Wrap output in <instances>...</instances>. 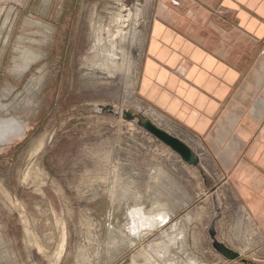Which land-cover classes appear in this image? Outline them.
<instances>
[{
    "label": "rangeland",
    "instance_id": "obj_1",
    "mask_svg": "<svg viewBox=\"0 0 264 264\" xmlns=\"http://www.w3.org/2000/svg\"><path fill=\"white\" fill-rule=\"evenodd\" d=\"M159 4L0 0V104L8 107L0 106V127L6 120L15 126L0 138V264H121L129 229L144 233L152 207L146 203L174 179L203 212L197 228L213 256L229 260L214 247L224 243L217 228L225 215L222 202L213 207L208 200L216 198L215 181L124 117L127 109L156 123L158 117L160 126L192 141L145 99L141 85ZM24 53L33 61L17 69L27 63ZM249 232L238 233L241 244ZM142 252L133 264L145 262ZM259 255L256 263L238 259L264 264Z\"/></svg>",
    "mask_w": 264,
    "mask_h": 264
},
{
    "label": "crops",
    "instance_id": "obj_2",
    "mask_svg": "<svg viewBox=\"0 0 264 264\" xmlns=\"http://www.w3.org/2000/svg\"><path fill=\"white\" fill-rule=\"evenodd\" d=\"M158 15L141 80L144 97L182 126L192 141L181 138L202 162L210 161L203 167L211 184L215 181L217 193L208 200L213 207L215 202L223 203L222 220L226 219L217 228L220 241L239 252L240 258H260L264 252V0H160ZM173 182L162 186L166 192L159 199L165 203L166 210L160 209L168 215L167 223L146 229L140 239L129 238V253L120 263L133 264L132 257L146 250L152 257L144 264H244L213 256L203 238L208 235L197 228L203 212L195 209L194 201H186L183 181L180 186L178 180ZM244 223L247 230L250 227L247 244L237 238L247 233Z\"/></svg>",
    "mask_w": 264,
    "mask_h": 264
},
{
    "label": "water",
    "instance_id": "obj_3",
    "mask_svg": "<svg viewBox=\"0 0 264 264\" xmlns=\"http://www.w3.org/2000/svg\"><path fill=\"white\" fill-rule=\"evenodd\" d=\"M109 107H103V109H108ZM114 112V110H112ZM124 117L128 120L136 121L138 125L143 127L147 133L155 136L158 140L163 142L165 145L170 147L178 156L181 158L182 161L185 163L199 168L202 167V157L200 154H198L194 148L187 143L184 139H182L180 136H177L167 129L160 126L158 123H156L151 118H140L138 115H135L130 110L124 111ZM130 234L135 237H140V232L137 231V229H129ZM214 247L217 251H219L223 256H225L229 260H237L240 258V253L235 251L234 249L228 247L224 243H214ZM247 259H243V262H247Z\"/></svg>",
    "mask_w": 264,
    "mask_h": 264
},
{
    "label": "bare ground",
    "instance_id": "obj_4",
    "mask_svg": "<svg viewBox=\"0 0 264 264\" xmlns=\"http://www.w3.org/2000/svg\"><path fill=\"white\" fill-rule=\"evenodd\" d=\"M29 50V49H28ZM24 52V51H23ZM30 54V53H29ZM36 54V53H35ZM23 55V54H22ZM34 57V56H33ZM32 59V57H29V55L27 53H24V56H23V61L26 60V64L25 65H17L16 68L17 69H21V70H26V68H28L29 66V62L30 60ZM36 59V58H34ZM22 60V59H21ZM33 61V60H31ZM23 63V62H21ZM25 63V62H24ZM2 103V101H1ZM0 106L4 109H7L8 107L4 104H0ZM155 120H159L158 117H155L154 118ZM13 121V120H12ZM6 123H3L1 124L2 127H0V137H5L6 134L8 133H11L13 131V128L15 129V126L11 127L13 125V123L11 124L10 123V120H6L5 121ZM43 145V143L41 142L39 145H38V148L37 150ZM159 169V168H158ZM157 169V170H158ZM163 169V168H162ZM161 172V171H160ZM163 173V172H162ZM165 176V175H164ZM163 176V178H164ZM160 173L155 176L153 178L155 185H160L159 184V179H160ZM161 183V182H160ZM140 195V194H139ZM145 201V200H144ZM138 204V203H137ZM165 204V203H164ZM164 204L161 203V201L158 199V200H155L153 201L152 203V207L150 208V210L147 211V215H146V219H144V221L146 220L147 221V230L149 231H153L155 228L157 227H162L165 225V223L167 222V219H168V215L164 212H162L160 208H164ZM167 206V205H166ZM165 206V207H166ZM143 207V206H142ZM139 208V207H138ZM146 208V207H145ZM165 209V208H164ZM137 210V209H136ZM166 210V209H165ZM170 211V210H169ZM168 212V211H167ZM132 214V213H131ZM133 215V214H132ZM145 216V215H144ZM141 217L143 218V216L141 215ZM138 221V219L136 220ZM135 221V222H136ZM142 223V221H141ZM132 224V223H131ZM133 225V224H132ZM142 225V224H141ZM137 226V224H136ZM139 226V225H138ZM137 226V227H138ZM144 226V225H143ZM141 228V227H140ZM139 230V228H138ZM142 230V229H141ZM144 230V229H143ZM142 230V231H143ZM145 233V231H143ZM150 233V232H149ZM161 243V242H160ZM164 244V243H163ZM151 247V246H150ZM148 248V247H147ZM145 250V249H144ZM140 255V254H139ZM152 254L148 253L146 250L142 252L141 254V257H144L143 260H145V262L147 260H151V256ZM155 258V257H154ZM179 260V259H178ZM157 261V260H155ZM150 262V261H149ZM175 262V260H174ZM180 263V262H179ZM142 264V263H141ZM144 264V263H143ZM148 264V263H147Z\"/></svg>",
    "mask_w": 264,
    "mask_h": 264
},
{
    "label": "trees",
    "instance_id": "obj_5",
    "mask_svg": "<svg viewBox=\"0 0 264 264\" xmlns=\"http://www.w3.org/2000/svg\"><path fill=\"white\" fill-rule=\"evenodd\" d=\"M249 263H256L254 260L252 259H247Z\"/></svg>",
    "mask_w": 264,
    "mask_h": 264
},
{
    "label": "flooded vegetation",
    "instance_id": "obj_6",
    "mask_svg": "<svg viewBox=\"0 0 264 264\" xmlns=\"http://www.w3.org/2000/svg\"><path fill=\"white\" fill-rule=\"evenodd\" d=\"M9 134H10V133L6 134L5 137H7ZM0 138H2V137H0Z\"/></svg>",
    "mask_w": 264,
    "mask_h": 264
}]
</instances>
